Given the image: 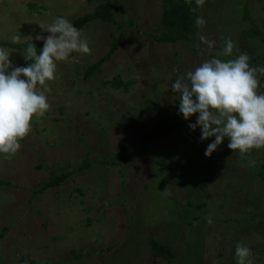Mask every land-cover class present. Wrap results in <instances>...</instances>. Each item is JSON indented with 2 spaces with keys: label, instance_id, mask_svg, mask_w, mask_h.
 <instances>
[{
  "label": "rangeland",
  "instance_id": "obj_1",
  "mask_svg": "<svg viewBox=\"0 0 264 264\" xmlns=\"http://www.w3.org/2000/svg\"><path fill=\"white\" fill-rule=\"evenodd\" d=\"M98 4L115 10L114 21L80 30L91 54L57 62L49 111L33 119L14 156L0 154V264H236L238 243L251 249L253 264H264V148L241 156L225 138L206 157L215 138L200 140V128H189L196 120L178 114L171 90L177 77L213 58L246 52L251 66L264 65V0H206L198 9L206 25L192 40L171 44L152 40L159 0H0V41L47 37L39 24L72 21ZM244 30L256 34L244 38ZM201 35L215 41L212 49ZM226 37L236 45L231 56L220 55ZM113 40V53L83 80ZM12 51L13 64L20 54ZM113 77L129 82L127 91L106 85ZM121 123L146 132L179 124L144 155L116 165L131 145ZM59 173L68 174L65 181L39 192ZM150 239L170 246L169 263L151 257Z\"/></svg>",
  "mask_w": 264,
  "mask_h": 264
},
{
  "label": "clouds",
  "instance_id": "obj_2",
  "mask_svg": "<svg viewBox=\"0 0 264 264\" xmlns=\"http://www.w3.org/2000/svg\"><path fill=\"white\" fill-rule=\"evenodd\" d=\"M205 2L195 0L192 7V0H186L192 13ZM206 23L202 16H197V27ZM39 27L50 35L24 37L25 41H31L22 53L29 62L26 67L14 66L10 59L13 51L0 47V154L6 158L22 148L20 141L30 133L33 119L42 118L49 111L46 92L48 82L56 78L57 62L66 61L73 52L91 54L88 42L81 39V31L67 18L56 17ZM33 39L43 42L39 53ZM199 39L208 49L215 45V41L203 35ZM11 40L19 43L21 36L14 34ZM224 43L220 55L231 56L235 43L231 37H226ZM249 61L246 52L235 59L206 60L194 71L177 77L171 85L179 97L178 114L185 121L198 114L189 128L192 131L200 128L201 141L215 138L205 150L206 157H211L225 138L229 141L227 147L241 156H250L253 149L264 148V93L258 92L264 65L254 67ZM235 258L236 264H253L251 249L242 243L236 245Z\"/></svg>",
  "mask_w": 264,
  "mask_h": 264
},
{
  "label": "trees",
  "instance_id": "obj_3",
  "mask_svg": "<svg viewBox=\"0 0 264 264\" xmlns=\"http://www.w3.org/2000/svg\"><path fill=\"white\" fill-rule=\"evenodd\" d=\"M90 2L91 0H86ZM160 1V18L155 32L152 35V40L157 44H171L178 41H190L193 39L196 33V24L195 20L198 16V9L195 13H192L189 8V4L186 3V0H159ZM192 7H195V0H192ZM29 8H34V6L29 4ZM115 10L105 5L98 4L94 7L93 11L82 16H78L70 21L77 29L81 30L86 27L87 24L94 20H99L102 22H113ZM256 34L255 30H244L242 32V37L252 38ZM31 41H24L21 43L13 42H1L0 46L16 50L20 56L13 63L14 66L26 67L29 62L25 61L22 53L26 50L28 44ZM37 48V52L42 51L43 45H40L39 42L34 41ZM116 46V40L111 42V46L106 55L102 56L97 62L93 65H88L85 67L82 79L88 80L93 74L99 71V66L104 60H107L109 56L113 53ZM106 85H109L113 89H122V91H127L129 82H122L118 77H113L110 81L106 82ZM153 110H156L155 106L151 104ZM198 114L191 117V119L196 120ZM176 123L174 126H171L167 123L161 124L156 127L151 132H146L143 129L128 123H121L120 126L128 131L131 137V145L124 146L120 149L117 154V160L115 161L116 165H121L126 159L138 157L144 155L148 146L152 142L158 140L167 139L173 128L177 126ZM88 164L85 162L81 167H87ZM82 170V169H81ZM68 177L67 173H59L55 175H50L48 180L43 182L39 187V192H42L47 189L57 188L63 181ZM146 244L149 248V254L153 258H160L161 260L169 263L173 254L169 245H163L154 240L146 241Z\"/></svg>",
  "mask_w": 264,
  "mask_h": 264
}]
</instances>
